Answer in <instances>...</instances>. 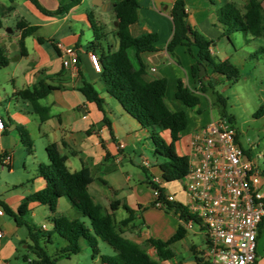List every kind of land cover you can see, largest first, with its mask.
Returning a JSON list of instances; mask_svg holds the SVG:
<instances>
[{"label":"crops","instance_id":"0c3cea01","mask_svg":"<svg viewBox=\"0 0 264 264\" xmlns=\"http://www.w3.org/2000/svg\"><path fill=\"white\" fill-rule=\"evenodd\" d=\"M84 1L81 0L79 5L65 13L64 20H67L69 16H73L77 12V7ZM96 1L92 0V5L100 8V3L105 4L102 12L108 17V14L112 12V8L109 6L112 2L99 0L98 4ZM174 1L138 0L137 19L130 25L129 31L133 37H139L144 34H155L157 36L156 51L140 55V60L144 66L143 79L147 82L165 79L164 101L166 106L171 111L185 112L187 125L175 147L179 155L188 156L192 133L197 128L203 127L213 120V118L210 120V118L204 117L205 111L201 106V96H206L210 109H213V106H215V95L208 86V82L216 90L215 79L217 74L213 72L209 64H201L203 71H199V73L201 72V76H204L202 86L193 77L191 71L197 60L198 50L196 47L192 46L189 50L186 46L178 45L174 48L173 55L166 52V47L173 36L171 9ZM259 1L262 2L264 9V0ZM183 2L187 15L186 22L189 28L213 43L209 48L210 56L215 61H231L237 51L236 46L231 35L230 41L224 35L223 27L219 23L217 16V12L223 6L225 0H183ZM101 18L103 22L102 33L108 35L109 30L106 32L108 28L104 17L101 16ZM112 19L115 21L114 13ZM81 20L80 22H83ZM86 21H88L87 17ZM115 27L116 25L114 24L113 30H115ZM103 29L106 30L104 31ZM88 30L92 34L90 25ZM70 34L71 36L61 38L60 41L65 42L62 43L63 45L70 47H75V44L78 45L77 48L80 54L78 58L79 64L76 68H63L60 57L53 46L55 55L51 57L42 49L41 43L35 39L36 41H33V49L39 55V61H36L34 66L26 70L21 86L14 84L11 89V93L14 95L18 90L31 88L39 81L53 85L55 89L39 100V104L49 110L48 120L40 123L37 115L33 111L30 112L32 110L31 106L26 105L24 101H22V104L27 107V109H23L25 110L24 112L11 111V107L13 109L20 107V105L17 106L20 103L15 97L8 100L7 106L4 108L6 122L0 112V117L3 121V130L0 133V148L10 153L11 161L7 168L9 174L15 173L21 179L20 184H14V182L7 184L8 189L3 194L0 193V201L16 214L27 196L45 188V182L38 175L37 167L39 164H47L46 153L44 156H39V158L29 159V157H34V155L29 156L26 154L17 133L18 127H24L32 137L30 130L32 127V129H36L39 146L45 148L50 143L58 145L60 153L66 157V165L71 172L78 171L83 167L90 169L93 182L88 186V192L94 203L100 205L104 211L110 212V205L114 203L116 210L113 214L116 222H120L129 215L124 205L132 211V221L127 226L120 228L121 236L136 242L146 250L151 258L156 260V253L152 247L147 245V240L165 241L179 227H183L184 222L173 211H164L154 205L155 198L152 194L149 180L146 177L159 174L158 165L163 160L160 161L156 158V161H150L143 155L142 149H148V143H152L150 138L151 130L142 128L123 111L118 102L106 93L99 73H95L90 66L87 46L82 47L77 42L80 36H84V30H79L78 34L74 32H70ZM58 42L57 40H52L51 45H56ZM117 44L118 41L110 42L108 36L102 40V45L110 46L111 51L116 50ZM29 55L27 49V56L24 58L28 59ZM152 68H155V72L151 71ZM82 79L92 83L94 88L98 83L97 91L104 102V113L99 111L93 103H89L78 91ZM178 81H182L184 86L199 96L200 104L198 106L188 108L175 98ZM210 98H213L214 101L211 102ZM183 106L190 109L192 113L197 114L198 117L191 116L192 119H189L186 108H183ZM104 117L109 121L110 129L104 123ZM236 140L242 147L238 134ZM251 150H254L253 146L246 150L250 158H252ZM17 153L19 154L18 160L15 158ZM143 160L149 163V167L142 165ZM125 161L129 162L130 167L129 165H124ZM0 168H3L1 164ZM131 173L137 176V180L132 179ZM169 193L174 194L177 201L184 199L181 187L178 192ZM28 208L29 212L23 219L30 225H32L29 222L30 217L34 218L36 212L40 210L43 212L44 219L45 217L49 219V215H47L49 210L46 206L31 202ZM121 212L124 215L118 219L117 215ZM55 214L68 220L78 219L84 221L85 219L66 197L58 200ZM263 225L264 219L259 228L258 239ZM40 229L44 233L50 232L52 230L51 222L50 227L46 224H40ZM0 230L3 233L0 238V264H19L17 260L18 246H22L26 250V253L22 254V264H26L23 261L24 256H27L28 261L34 258L32 252L28 250V245L31 242L28 239L25 226H17L11 216L3 213L0 216ZM54 235L60 238L57 234H52L50 241L47 238L40 241L41 246H44L47 253L48 247L53 245L52 238ZM187 236L188 232L186 230L185 236L170 246L175 254L173 259H176L178 253L185 251L186 247H184L185 243L183 242ZM60 240V242L56 243L59 245L55 248L56 250L65 247L67 244L62 238ZM80 246L81 252L85 256V262L81 261L80 252V254L69 259L59 258L56 264H62L61 260H66V264H101L98 257L92 258L91 252L87 253L89 248L84 241H80ZM99 248L104 255H114L113 250L106 247L101 241H99ZM197 249H199L198 246L193 243L190 244L188 246L189 258H184L182 261L176 260L175 262L195 264ZM54 254L49 255L52 256ZM257 261L258 252H256L255 264H258ZM165 262L167 261L161 262V264Z\"/></svg>","mask_w":264,"mask_h":264},{"label":"trees","instance_id":"16d2710c","mask_svg":"<svg viewBox=\"0 0 264 264\" xmlns=\"http://www.w3.org/2000/svg\"><path fill=\"white\" fill-rule=\"evenodd\" d=\"M28 1L36 12L44 16L65 14L81 2V0H67L60 3L54 12H50L38 0ZM107 1L112 2L109 6L112 8L117 23L114 30L118 41L116 50L111 51L110 46L105 49L102 40L107 35L101 33L102 29L87 16L93 35V40L88 43L87 49L98 56L101 66L100 80L106 93L118 102L126 114L142 128L151 130L150 138L154 146V155L163 158V161L158 165L161 180L164 183L183 181L189 173L188 157L179 155L175 145L179 141L182 131L186 128V114L184 111H171L166 106L164 101L165 79H157L151 82L143 79L144 66L140 60V55L156 51L157 36L155 34H144L139 37L131 35L129 27L137 19L138 0ZM234 1L225 0L217 12L218 21L222 25L227 39L230 41V35L238 32L256 38L264 37L262 2L246 0L240 9ZM186 17L183 0H175L171 9L173 36L166 47L167 53L173 55L174 48L178 45L186 46L189 50L190 47L194 46L197 48L198 54L191 71L193 77L202 86L204 76H199V65L203 63L209 64L214 73L223 76L229 83H238L240 79L239 70L229 60L215 61L209 53V48L213 43L191 30L187 25ZM1 26L0 19V28ZM16 29L20 32L19 53L21 57H25L27 56L25 39L35 35L39 27L20 21L16 25ZM36 40L41 43L43 39L37 36ZM52 46L59 55L56 45L52 44ZM77 47L78 45L75 44V48ZM8 64L9 59L5 50L0 46V69ZM208 86L215 95V104L219 108L220 117L227 118L230 123H233L234 117L226 112L227 99L215 90L210 82H208ZM54 89L53 85L39 81L31 88L18 90L14 95L27 102L33 113L37 115L39 122L43 123L49 118V110L47 107L41 106L39 100L46 97ZM78 91L89 103H93L99 111L104 113L103 99L92 83L82 79ZM175 98L188 108H194L200 104L199 96L184 86L182 81L177 82ZM261 111L262 109L258 113ZM103 121L110 129V123L106 117ZM17 133L26 154L33 156L34 144L27 130L24 127H18ZM45 153L47 164H39L37 167V173L45 182V188L27 196L16 214L0 201L3 212L11 216L17 226H25L27 229L28 239L31 242L28 245V250L32 252L34 258L28 261L27 256H24L23 261L26 264H56L59 258L69 259L80 254V241L85 242L92 258L98 257L101 264H161V262L173 260L175 254L170 246L185 236V228L179 227L165 241L148 239L146 243L154 249L157 259L151 258L143 247L121 236L120 228L127 226L132 221V211L128 207L124 205L129 213L128 217L116 222L113 214L116 210L114 203L110 205V212L104 211L100 205L94 203L88 192V186L93 182L89 168L83 167L78 171L71 172L66 165V157L60 153L56 143L46 145ZM146 178L150 181L149 176ZM165 195L164 190L160 189L159 197L155 200L154 205L160 203L165 211H173L180 217H185L187 213L183 207L176 202H167ZM62 197H66L70 201L72 206L87 219V223L78 219L68 220L55 214L57 202ZM31 202L46 206L52 214L50 218L52 230L50 232L44 233L40 228L30 225L23 219L29 212L28 206ZM53 233L65 240L67 244L65 247L57 249L55 254L51 256L46 252L44 246H41L40 241L44 238L50 241ZM99 241L107 244L113 250L114 255L102 254ZM171 264L182 263L172 262Z\"/></svg>","mask_w":264,"mask_h":264},{"label":"rangeland","instance_id":"374dc122","mask_svg":"<svg viewBox=\"0 0 264 264\" xmlns=\"http://www.w3.org/2000/svg\"><path fill=\"white\" fill-rule=\"evenodd\" d=\"M38 1L46 10L54 12L60 3H64L67 0ZM245 1L246 0H235L234 3L238 8L242 9ZM96 2L99 4L98 0ZM111 15L113 16V11L108 14V17L105 16L102 12V8L92 5V0H85L82 2V4L77 7V12L73 16H69L67 20H64V14L57 15L56 17L39 14L35 11L32 4L28 0H0V19L2 22V26L0 28V46H2L5 50V54L9 59V64L0 69V112L3 114L4 121H7L6 116L4 115V108L7 106V101L12 97L17 98L11 93L12 86L14 84L21 86L24 79L23 75L26 70L34 66L36 61H39V55L33 49V41L37 36H41L43 38L41 47L52 57L55 54L51 41L57 40L59 41L58 43H65L60 40L61 38L71 36L70 32L78 34L79 30H84V36H80L78 39L79 41L77 42L82 47L87 46V43L93 40V36L91 31L88 30V26L90 24L86 21V17L89 16L95 21L99 28H103L102 16L104 17L108 28L107 30H103H106V32L109 30L107 36L109 41L113 43L117 41V38L113 30L115 21H113ZM81 19L83 22H80ZM20 21L39 27L35 35L27 37L25 40V46L30 54L28 59L20 57L19 53L18 41L20 38V32L16 29V25ZM102 32L103 31H101V33ZM231 38L235 43L237 51L235 52L234 58L231 59L230 62L239 70L240 79L238 83L231 84L223 76L217 74L215 79L216 90L227 99L226 112L228 115L234 117V121L231 125L237 131L242 147L246 150L250 149L252 146L254 147V150L250 151L251 157L257 161L259 168L264 170V37L256 38L250 36L249 34L238 32L231 34ZM104 47L106 49V45ZM97 87L98 83L95 85L96 90ZM17 99L20 103L17 104V106L20 105V107H16V109L11 107L10 110L24 112L25 110L23 109H27V107L23 106L21 99ZM201 100L202 109L205 111L204 117L210 118V120L212 118L214 119L220 117L219 108L216 104L215 106L212 105L214 107L213 109H210L206 96H201ZM210 101H214L213 98H210ZM25 103L26 105H29L27 102ZM183 108L186 107L183 106ZM260 109H262V111L258 113ZM30 112H32V110H30ZM186 112L189 119H192L191 116H194L195 118L198 117L197 114L192 113L190 109L186 108ZM30 130L32 137L30 135L29 136L34 144V157H29V159L44 156L45 148L39 146L36 129H32L31 127ZM142 152L143 155L150 161H156V158L160 161L163 160V158H159L154 155V146L151 142L148 143V149H142ZM258 155L260 156L259 159H257ZM131 156L133 157L132 154ZM15 158L18 160V153L15 155ZM124 165H129L130 167L128 161H125ZM131 176L133 180H137L136 175L131 173ZM20 180L21 179L17 174H9V170L6 167L0 168V193L3 194L8 189L7 184L9 182L20 184ZM181 183L182 181L164 183L162 187L165 194L173 191L178 192L180 190ZM47 213V215H49V219L48 217H45L44 219L43 212L40 210L36 212V216L34 218H28L29 222L38 228H40V224H46L50 227L51 213ZM121 213L117 215L118 219L122 218L124 215V213ZM84 221L87 223V219H84ZM138 223H140V221H138ZM187 232L188 236L183 242L185 243L184 247H186L185 251L178 253L176 255V259L167 261L163 264H170L176 260L182 261L184 258H189L190 253L188 251V246L192 243L199 248L204 246L203 238L198 232V228L196 226L187 230ZM52 239L53 245L48 247L49 254H54V252H56L55 248L59 246L56 243L61 241V238H58L56 235H54ZM104 245L109 247L107 244ZM87 251V253H90L89 249ZM257 252V263L264 264V225L257 242ZM25 253L26 250L23 249L22 246H18L17 260L19 264L23 263L22 254ZM80 259L82 262H85L83 252L80 254ZM61 261L62 264H66V260Z\"/></svg>","mask_w":264,"mask_h":264},{"label":"built area","instance_id":"2783aa9c","mask_svg":"<svg viewBox=\"0 0 264 264\" xmlns=\"http://www.w3.org/2000/svg\"><path fill=\"white\" fill-rule=\"evenodd\" d=\"M63 68H76L78 48L57 43ZM167 52V51H166ZM92 70L100 73L98 56L88 52ZM155 72V68L151 69ZM3 121L0 117V133ZM237 131L227 118L218 117L197 128L189 142V173L181 183L184 199L167 193V202H176L186 211L181 217L186 230L198 228L204 242L197 249L195 264H255L258 232L264 219V170L236 141ZM258 156L257 159H259ZM10 153L0 148V164L8 168ZM144 167H149L146 160ZM156 199L163 181L150 177ZM155 206L162 208L160 203ZM0 207V216L3 214ZM3 236L0 230V238Z\"/></svg>","mask_w":264,"mask_h":264},{"label":"water","instance_id":"95a60500","mask_svg":"<svg viewBox=\"0 0 264 264\" xmlns=\"http://www.w3.org/2000/svg\"><path fill=\"white\" fill-rule=\"evenodd\" d=\"M98 1H99V0H98ZM104 5H105V4L100 3V4H99V7L102 8V9H104V7H105ZM115 25H117L116 22H115ZM199 69H200V71H203V67H202V65H199ZM199 75L201 76L202 73L200 72Z\"/></svg>","mask_w":264,"mask_h":264}]
</instances>
